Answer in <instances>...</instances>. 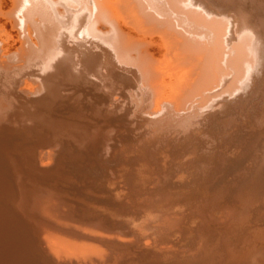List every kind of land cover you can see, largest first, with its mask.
<instances>
[{
  "label": "bare ground",
  "instance_id": "bare-ground-1",
  "mask_svg": "<svg viewBox=\"0 0 264 264\" xmlns=\"http://www.w3.org/2000/svg\"><path fill=\"white\" fill-rule=\"evenodd\" d=\"M0 264H264V0H0Z\"/></svg>",
  "mask_w": 264,
  "mask_h": 264
}]
</instances>
